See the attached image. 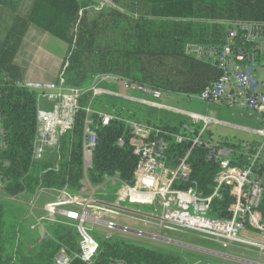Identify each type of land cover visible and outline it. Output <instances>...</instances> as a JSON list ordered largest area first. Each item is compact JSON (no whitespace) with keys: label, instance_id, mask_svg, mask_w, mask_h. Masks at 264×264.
I'll list each match as a JSON object with an SVG mask.
<instances>
[{"label":"trees","instance_id":"trees-1","mask_svg":"<svg viewBox=\"0 0 264 264\" xmlns=\"http://www.w3.org/2000/svg\"><path fill=\"white\" fill-rule=\"evenodd\" d=\"M123 12L104 10L92 14L85 9L87 0H33L30 10L31 22L38 23L50 34L68 45L65 61L68 85L78 89H90L99 75H111L133 84L146 85L165 93L197 96L209 85L218 81L221 72L207 58L199 61L186 53L188 45H199L219 50L228 40L229 21L264 22V0H111ZM23 0H0L4 7L17 12ZM81 10L83 16L79 17ZM237 47L255 53L253 45L241 39ZM16 80L5 75L0 67V128L4 132L6 147L0 154V174L4 187L0 189V264H57L56 256L65 249L69 264H190L181 255L160 250L124 239L93 236L98 248L90 262L80 258L81 239L69 222L46 223L43 228L26 235L21 229L22 217L19 205L11 198L23 194L33 196V202L42 190H69L77 193L85 177L95 187L104 182L106 176L119 175L127 185H134L138 157L130 145L128 127L113 120L108 126L101 124L96 114L90 117L97 132V145L92 155V167L85 173L83 135L86 107L92 93L80 96L79 110L74 127L62 133L54 159L33 161L34 141L37 132V94L20 88ZM96 109L129 116L120 108L113 111L104 100L94 103ZM113 112H112V111ZM143 111V110H142ZM144 112V111H143ZM131 117L157 126L169 141L166 157L173 167L178 159L190 151L189 164L192 173L185 184L176 188H194L204 197H210L219 174L218 164L210 159L207 149L193 146L187 141L175 143L171 134H182L189 139L198 132L188 133L184 121L152 114ZM123 139L124 145L119 146ZM211 141L209 132L205 138ZM232 149L233 164H247L244 155L247 144L227 139L215 143ZM251 147L257 144L248 143ZM264 157V155H263ZM264 175V160L257 166ZM99 190L98 199L117 203L118 188ZM221 198L213 200L210 215L227 220L234 198L228 188L222 190ZM17 209V210H16ZM18 211V212H17ZM257 212L264 223V199ZM250 228V226H249ZM44 230L42 233L40 230Z\"/></svg>","mask_w":264,"mask_h":264},{"label":"built area","instance_id":"built-area-1","mask_svg":"<svg viewBox=\"0 0 264 264\" xmlns=\"http://www.w3.org/2000/svg\"><path fill=\"white\" fill-rule=\"evenodd\" d=\"M87 1L91 4L85 10L92 14L109 9L123 12L111 0ZM83 12L84 10L80 11L79 17L83 16ZM226 25L228 40L219 50L199 45H188L186 48V53L199 61L211 59L213 65L221 72L220 79L207 86L200 95L181 96L202 103H224L231 109L241 107L257 115L260 126L253 130L252 134L259 141L253 148L247 144L244 153L247 164L243 167L233 164L235 152L232 149L217 146L205 139L208 128L220 124L219 121L163 105L160 101L167 93L162 90L133 84L111 75L96 76L90 89L70 87L66 73L69 66L67 61H64L58 79L54 82L29 80L16 82L18 87L37 94V132L33 161L41 162L55 158L60 135L74 127L80 96L86 92L92 93V99L85 109L87 113L83 135L85 173L92 167V155L97 145V132L92 127L94 123L90 117L92 114L98 115L104 126H108L113 120L123 122L129 129L130 145L138 157L134 185L123 183L116 174L106 176L98 187L92 185L85 177L82 188L77 193H70L67 189L40 191L35 202L30 205L31 210L36 208L42 196L44 198L51 196L53 200L44 204V214L35 218L31 231L43 228L46 223H64L63 220L69 222L81 239L80 258L84 262H90L97 252L98 245L93 236L97 227L111 231L121 229L125 233L133 232L145 237L152 236L131 231L126 227L121 228L108 220L115 217L132 219L145 227L154 226L160 234L164 230L193 231L209 240L224 244L225 247L239 244L258 250L260 256L264 255V243L245 236L247 231H255L264 237V223L257 212L264 199V175L257 172L258 164L264 160V22L237 20L229 21ZM239 39L244 43L252 44L253 51H257L261 59L258 60L255 53L237 47ZM105 83L122 86L124 90L140 93L142 97L135 99L115 91H108L102 87ZM101 98H108L118 103L117 109L128 111L129 116L96 109L94 103ZM124 102L138 105L144 109L145 116L149 113L154 115L157 111L170 113L172 118L184 121L183 128L188 133L195 132L192 126L198 128V132L191 139L182 134H171L169 137L177 144L190 141L193 146L203 145L208 150L210 159L218 164L219 174L210 197L202 196L194 188L175 187L176 184H185L192 173V167L188 162L190 151L179 158L175 166H169L166 157L169 141L161 136L163 132L157 126L132 118L131 114L134 111L127 109L125 104L120 105ZM118 144L123 146V139ZM5 147L4 132L0 128V154ZM3 187L4 182L0 174V189ZM110 187L118 188L117 203L106 202L96 197L99 190L108 192ZM224 188H228L234 198L228 208L231 218L227 220L210 215L213 200L221 198L220 193ZM11 200L15 201L17 198ZM132 206L146 207L148 211L137 210ZM56 262L69 264L70 257L65 249L57 254ZM190 264L211 263L193 261Z\"/></svg>","mask_w":264,"mask_h":264},{"label":"crops","instance_id":"crops-1","mask_svg":"<svg viewBox=\"0 0 264 264\" xmlns=\"http://www.w3.org/2000/svg\"><path fill=\"white\" fill-rule=\"evenodd\" d=\"M32 1L23 0L17 12H12L4 7L0 8V67L5 75L12 77L17 82L23 80L54 82L58 79L62 69L68 45L50 34L48 30L38 23L31 22L29 13ZM102 87L108 91H115L135 99L142 97L140 93L125 92L122 86L105 83ZM182 98L183 96L181 95L167 93L160 102L168 107L180 109L177 104L179 105ZM124 104L120 105L123 106ZM124 106L136 112L138 117L144 114L142 111L144 109L132 102H128ZM202 106L201 115L213 112L214 116L209 117L220 122V124L216 125V128H219L220 131L217 135L211 128L212 125L208 128L213 143L224 139L239 141L243 144L259 141L252 134V131L260 126L257 115L251 114L241 107L228 108L224 103L220 102L205 103ZM183 111L188 110L183 109ZM189 112L196 113L194 111ZM157 114V116L163 115L167 118L172 116L167 112L157 111ZM248 137H251V139L248 140ZM52 200L51 196L45 197L44 204ZM43 206L38 207V209L35 208L36 210H31V206L29 207V214L33 217V225L35 224V218H39L44 214ZM31 227L30 232L24 230L26 235H31ZM40 231L44 233L45 229Z\"/></svg>","mask_w":264,"mask_h":264},{"label":"rangeland","instance_id":"rangeland-1","mask_svg":"<svg viewBox=\"0 0 264 264\" xmlns=\"http://www.w3.org/2000/svg\"><path fill=\"white\" fill-rule=\"evenodd\" d=\"M124 91L129 92L128 90ZM101 99L104 100L108 107L113 111H116L118 103L108 98ZM124 103L127 104V102ZM203 104L205 103L193 99L188 100L183 97L177 106L180 109L182 108V110L194 111L200 114ZM208 111H210V109H208ZM154 115L155 116L152 117H156L157 113H154ZM202 115L212 117L214 116V113L211 112ZM171 117L173 116H169V118ZM211 128L215 131L216 135L220 132L219 128H216V125H212ZM247 139L250 140L251 137H248ZM33 201V196L30 194H23L18 197V201L15 200V203L19 205V214L22 217L21 229L23 232L24 230L29 231L30 227L33 225V217L29 214L28 210ZM38 201L40 202L36 204V209L44 205V196L40 197ZM132 208L141 211H148V208L141 206H132ZM108 220L116 223L121 228L126 227L131 231L141 232L152 236H140L133 232L125 233L121 229L111 231L103 227H97L94 231V235L97 234L104 238L110 237L113 239H124L128 242L144 244L181 255L184 259L190 261L193 260L195 262H206L211 264H264V255L260 256L258 250L243 245L230 244L225 247L224 244L209 240L202 235L189 230H177L173 232L164 230L160 234L159 230L154 226L145 227L140 222L123 217L108 218ZM245 236L257 242L264 243V237L261 233L247 231Z\"/></svg>","mask_w":264,"mask_h":264}]
</instances>
